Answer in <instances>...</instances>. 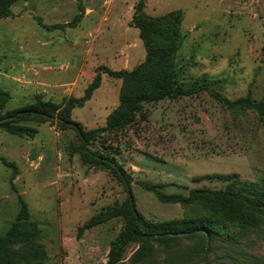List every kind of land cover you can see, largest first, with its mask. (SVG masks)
Here are the masks:
<instances>
[{
    "label": "rangeland",
    "instance_id": "374dc122",
    "mask_svg": "<svg viewBox=\"0 0 264 264\" xmlns=\"http://www.w3.org/2000/svg\"><path fill=\"white\" fill-rule=\"evenodd\" d=\"M138 1L17 0L12 16L0 19L3 113L38 99L62 110L85 98L97 74L102 78L91 99L71 111L84 131L96 132L89 153H73L79 137L56 123L20 122L37 129L34 138L0 129V256L9 249L17 264L35 263L32 250L5 243L22 197L41 232V264L109 263L112 243L129 232L128 195L117 173L95 162L93 153L124 168L138 213L155 224L207 214L198 206L163 203L141 183L188 195L203 188L242 191L264 182L260 117L248 110L233 113L206 91L143 102L133 124L110 126L137 109L139 98L163 93L166 69L173 71V87L206 81L228 100L250 94L264 101V0H145L150 18L182 12L180 40L168 65L162 56L135 74L147 60L140 32L130 24ZM104 68L131 76L114 78ZM1 159L16 165L14 189L13 169ZM242 218L226 211L222 225L213 226L224 236L214 240L209 264H264V219L243 230ZM227 234L235 240H226ZM202 245V239H179L159 248L153 260L201 264ZM138 248L139 242L125 247L127 264Z\"/></svg>",
    "mask_w": 264,
    "mask_h": 264
},
{
    "label": "trees",
    "instance_id": "16d2710c",
    "mask_svg": "<svg viewBox=\"0 0 264 264\" xmlns=\"http://www.w3.org/2000/svg\"><path fill=\"white\" fill-rule=\"evenodd\" d=\"M17 0H0V19L12 16L11 8ZM145 0H139L131 21V26L136 27L140 32V38L147 51V60L136 71L135 74L149 68L159 57L167 56L165 62L169 64V57L175 53L180 40L179 25L182 18V12L176 11L159 18H150L144 14ZM169 67V66H168ZM106 74L114 78L128 79L131 74L126 71H112L108 68L103 69ZM159 70V66L156 67ZM173 71L166 69L163 75L164 91L158 96L152 98L141 97L136 101L137 109H130L128 115L117 120L111 121L112 129H121L125 125L135 122L136 114L143 102L159 101L166 97L180 98L194 94L197 90L208 92L213 98L222 102L224 107L233 113L244 114L247 110L258 114L261 122L264 124V101H256L249 94L244 98L228 100L223 98L206 81H200L195 85L185 87H173ZM101 75L97 74L93 83L89 86L86 96L81 101L71 100L68 105L60 110L59 106L51 101L38 99L34 104L14 111L3 113L5 108V99L1 98L0 108V129L9 134L34 138L37 129L20 125L23 121L51 122L56 123L61 130H73L80 139V145L73 148V153H89L90 142L96 140V132L84 131L83 126L72 120L71 111L73 108L82 105L85 101L91 99L93 92L101 85ZM95 162L102 163L110 167L122 180L126 187L128 195V211L125 214L129 221V232L125 236L119 237L112 243L108 264H127L124 261L125 247L132 242H139V248L133 255L129 264H167L168 258L156 263L154 255L159 248H168L179 239L199 240L202 239L203 245L199 249L201 264H209L206 258L216 250L214 240L224 236L215 225H222V216L226 211H235L242 215L243 230H248L258 226L264 219V182L252 185L251 189L237 190H210L194 189L188 195L167 194L156 186L141 183V186L147 191L152 192L159 201L163 203L179 204L183 207L198 206L207 214V218L189 219L185 221H171L166 223H150L145 221L138 213L134 194L130 185L131 177L124 168L115 161L114 158L102 157L100 153H93ZM3 164L13 169V175L10 178L12 188L14 189V179L16 175V165L1 159ZM21 205L20 212L15 223L8 231L5 243L9 248L15 246H24L33 251L36 258L35 263L41 264L39 259L44 253L39 244L40 230L36 222L30 219L28 207L22 197H19ZM210 219L212 221H210ZM253 223V224H252ZM250 226H249V225ZM226 240L235 239L231 234L226 235ZM1 243V240H0ZM228 249L227 251H230ZM230 254V253H229ZM0 264H17L9 249H6L0 256Z\"/></svg>",
    "mask_w": 264,
    "mask_h": 264
}]
</instances>
